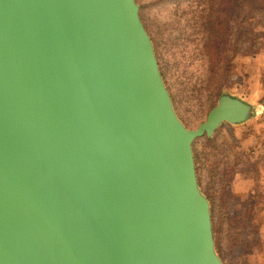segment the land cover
Listing matches in <instances>:
<instances>
[{"label":"water","instance_id":"obj_1","mask_svg":"<svg viewBox=\"0 0 264 264\" xmlns=\"http://www.w3.org/2000/svg\"><path fill=\"white\" fill-rule=\"evenodd\" d=\"M137 0H0V264H224Z\"/></svg>","mask_w":264,"mask_h":264},{"label":"rangeland","instance_id":"obj_2","mask_svg":"<svg viewBox=\"0 0 264 264\" xmlns=\"http://www.w3.org/2000/svg\"><path fill=\"white\" fill-rule=\"evenodd\" d=\"M137 2L177 114L189 129L205 121L223 92L257 107L245 125L224 124L213 138L196 140L194 152L224 264H264V23L250 49L235 47L236 30L229 32L227 57L235 68L213 75L202 51L203 0Z\"/></svg>","mask_w":264,"mask_h":264},{"label":"trees","instance_id":"obj_3","mask_svg":"<svg viewBox=\"0 0 264 264\" xmlns=\"http://www.w3.org/2000/svg\"><path fill=\"white\" fill-rule=\"evenodd\" d=\"M201 14L202 51L209 57L212 74L227 75L235 65L227 57L229 32H235V47L250 49L261 38L258 27L264 23V0H203ZM226 76V75H225Z\"/></svg>","mask_w":264,"mask_h":264}]
</instances>
